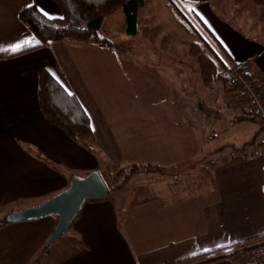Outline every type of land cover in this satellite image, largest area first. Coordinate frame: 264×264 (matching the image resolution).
Instances as JSON below:
<instances>
[{
    "label": "crops",
    "instance_id": "0c3cea01",
    "mask_svg": "<svg viewBox=\"0 0 264 264\" xmlns=\"http://www.w3.org/2000/svg\"><path fill=\"white\" fill-rule=\"evenodd\" d=\"M150 1L158 11L166 2ZM186 1L193 4L198 24L214 36L212 44L226 64L245 66L264 92V15L246 0L233 1L240 8L230 24L212 12L208 0ZM31 6L60 17L48 0H0V207L38 206L65 191L73 176L97 172L105 180L99 167L109 159L170 171L188 165L181 179L131 177L106 199L85 203L69 227L73 237L67 246L45 248L43 264H200L207 261L206 254L223 249L228 251L211 259L229 257L210 264H243L241 249L264 239V150L249 156L239 152L236 148L246 143L215 128L257 123L239 120L252 115L233 85L229 82L225 95L224 86L214 83L218 102L232 111L226 119L218 106L210 108L207 89L213 86L205 87L196 62L189 66L171 54L127 59L129 48L113 43L100 47L92 40L67 39L40 48L19 19L21 10ZM156 13L146 16L137 39L158 27L161 17ZM171 19L175 30L169 31L162 20L161 31L179 36V25ZM18 43L19 51L9 50ZM189 69L194 79L188 84ZM41 70L78 100L89 118L91 145L74 143L43 117L37 94ZM218 136L224 138L221 150L226 148L229 155L199 176H189V161L204 150L207 156L214 154L218 149L210 143ZM50 219L37 235L36 221L11 226L27 235L19 240L20 250H38L55 227L56 219ZM27 243L36 246L30 250Z\"/></svg>",
    "mask_w": 264,
    "mask_h": 264
},
{
    "label": "trees",
    "instance_id": "16d2710c",
    "mask_svg": "<svg viewBox=\"0 0 264 264\" xmlns=\"http://www.w3.org/2000/svg\"><path fill=\"white\" fill-rule=\"evenodd\" d=\"M48 1L58 8L60 12L59 18L49 19L34 6L26 7L19 13L20 21L39 42L40 48L67 39L77 42L92 40L100 47L110 48L113 45L112 42L98 36V32L104 20L118 11H122L126 35L130 37L136 36L138 10L143 7L145 3L144 0ZM165 1L169 10L175 15L179 27L195 40L193 43L189 44L188 53L197 64L198 72L205 87H211L216 82H222L224 84L230 82L234 90L238 92L228 73V65L235 67L244 78L260 84L254 76L246 71L245 66L226 64L212 44L214 36L204 25L199 24L203 31V33H200L181 11H179L174 0ZM239 1L240 0H234L235 3ZM248 1L256 7H261L264 12V0ZM37 94L41 114L51 125L61 131L74 143L86 145L87 143H91L93 136L86 112L83 110L78 100L73 95L66 92L62 86L44 70L39 72ZM238 94L241 96L242 100L246 102L244 96L240 92H238ZM245 119L257 120L254 116H244L239 120ZM256 122L261 125L258 120ZM148 167L150 166L148 165ZM132 168L134 170L137 169L135 166ZM132 171L133 170H131V172ZM115 178L117 179L119 176ZM103 181L104 183L106 182L105 180ZM126 181L127 179H122V182L115 185V180H113L111 183L112 185L107 186L106 183L105 185L108 191H113L122 187ZM2 222L3 221L0 223ZM222 251L226 252L228 250L223 249L206 254L204 258H207V261L200 264H210L222 259H227L229 256H221L216 260L211 259L215 255L222 254ZM196 258V260L199 259L198 257ZM189 261L190 260H187L176 264L189 263Z\"/></svg>",
    "mask_w": 264,
    "mask_h": 264
},
{
    "label": "rangeland",
    "instance_id": "374dc122",
    "mask_svg": "<svg viewBox=\"0 0 264 264\" xmlns=\"http://www.w3.org/2000/svg\"><path fill=\"white\" fill-rule=\"evenodd\" d=\"M145 5L141 7L138 10V27L137 29H140L144 27L146 16L152 15L153 12H157L156 14L160 15L161 21L164 22L163 25L169 29V31L175 30V22L171 19L176 21L175 15L169 10V7L167 3H163L161 6V10H156L155 6H153V3L150 0H144ZM165 1V0H163ZM175 4L179 8V11L199 30V32L203 33V31L200 28V25L198 24V20L196 19V15L192 11L193 4H189V1L186 0H174ZM234 0H208V4L211 7L212 12L220 19H224L228 21L230 24H234V16L237 15L238 9L240 8V5L236 7V5L233 2ZM247 4H249L248 0H246ZM167 7V8H166ZM256 10H258L262 15H264L263 9L261 7H255ZM171 14H169V13ZM116 17L113 20V22L105 21L101 27V29L98 32V36L104 39H107L111 41L115 46H118L119 48H122V50H125L126 47L129 48L127 51V59L130 58H138V56H145L155 59H160L163 56H170L172 55L173 58H178L180 62L185 63V61L189 62V66H193L195 60L189 56L188 49L189 44L193 43L195 40L193 37L189 36L186 32L185 35L180 37V34H183V30L178 27V33L179 36L173 35V37L166 34L165 30L161 31L162 23L159 21L158 27L156 29H153L149 32V35L147 37H140L137 39L136 36L130 37L127 36L125 33V26L123 25V13L122 11H118L114 14ZM171 16V17H170ZM129 39L128 42L125 43V39ZM211 42V41H210ZM164 48V49H163ZM161 49V50H159ZM158 50V52H157ZM164 50L167 52L169 50V53L165 55ZM129 55V56H128ZM187 65V64H186ZM195 65V64H194ZM192 76L194 74L191 73V70L189 69L188 74V84L189 82L194 79ZM154 82V79H153ZM134 83V81H133ZM143 81L139 80L137 82L138 86H142ZM148 84V82H146ZM152 84V83H151ZM213 86V87H212ZM211 87L212 89H207L208 99L210 108L213 109L214 107L218 108V111H221L224 118H228L230 108L228 106L224 107L222 106V103L218 102V93L216 89V85L213 84ZM217 86H224L225 88V95L229 93V83L223 84L222 82L218 83ZM192 87V85H191ZM207 87V88H211ZM156 88V87H155ZM197 92L201 90V87H194ZM159 92L158 87L154 89ZM203 90V89H202ZM222 92L219 93V100L221 99ZM218 102V103H217ZM217 103V104H216ZM217 117L219 114H216ZM223 118V117H222ZM260 125V124H259ZM258 123H253V126H247V127H240V129L234 128L231 129L226 125V129L223 127H215L216 129H220V131H223V135H225L227 138L232 137L234 134L235 138L240 139L241 142H245L246 145L240 146L239 148H236L237 151L242 152L246 155H251V153H261L264 150V132L260 125L259 127ZM195 127L198 129V125ZM197 133H199V137H202L200 134V127L197 130ZM252 133H255L253 135ZM222 137L218 136L217 140H211V145H213V149H218L214 154H210L209 156L206 155V151L204 150L198 158H195V161H189V176L194 174V176H199V173L203 172L204 170L208 169V167H212V162L216 160H220L224 155H229V151L226 148L224 150H221L223 148L222 142H224V138L220 140ZM88 145H91L92 143H87ZM226 145V144H225ZM224 153V154H220ZM136 167L137 169L134 170L132 167ZM186 165H177L175 166V170H165L157 167H148V165H132V164H117L114 163L112 159H109L107 162L102 163L99 167V171L104 175L105 183L107 186L112 185L111 183L113 180H115V185L117 183L122 182V179H127V181L132 177L134 181L146 179V178H159L161 176H171L173 175L176 178H183L188 173ZM214 166V165H213ZM131 170H133L131 172ZM120 173V174H119ZM119 178H115L118 177ZM136 176V177H135ZM126 181V182H127ZM125 182V183H126ZM124 183V184H125ZM193 186V185H192ZM191 185L189 187L193 188ZM136 188L135 186L133 187ZM200 189V187L198 188ZM21 205L15 204L6 206V207H0V222L4 220L5 216L9 213H12L13 211L20 210ZM26 210V209H25ZM23 211V210H20ZM52 217L43 218L36 221V226L34 235L39 234V232L42 230L41 226L45 225L46 222H49V220ZM2 219V220H1ZM34 222V221H33ZM18 223L15 224H7V227H4L0 230V264H43L46 258V251L45 249V242L46 240L40 245L37 246L38 250L36 251H24L20 250L21 242L20 239H25L24 237H27L26 234H22L20 232H14L13 227L11 226H18ZM9 225V226H8ZM19 230V229H16ZM25 233V232H23ZM72 231L69 228L67 233L56 240L54 243L49 245L47 250H54L56 247L62 246V244L66 247L67 242L71 240L72 238ZM11 240V241H10ZM15 241V242H14ZM33 243H27L25 246L28 247L30 250L34 249L36 245H32ZM24 245V244H23ZM25 246H22L23 249ZM41 247V248H40ZM36 248V249H37ZM40 248V249H39ZM49 250V251H50ZM33 254V255H31ZM30 257V258H29ZM29 258V259H27Z\"/></svg>",
    "mask_w": 264,
    "mask_h": 264
},
{
    "label": "water",
    "instance_id": "95a60500",
    "mask_svg": "<svg viewBox=\"0 0 264 264\" xmlns=\"http://www.w3.org/2000/svg\"><path fill=\"white\" fill-rule=\"evenodd\" d=\"M108 194L109 191L97 172H93L85 178L73 176L65 191L38 206L9 213L0 226L33 222L47 217L55 218V227L45 242V248H47L67 233L85 203L102 201L108 197Z\"/></svg>",
    "mask_w": 264,
    "mask_h": 264
},
{
    "label": "built area",
    "instance_id": "2783aa9c",
    "mask_svg": "<svg viewBox=\"0 0 264 264\" xmlns=\"http://www.w3.org/2000/svg\"><path fill=\"white\" fill-rule=\"evenodd\" d=\"M227 67L236 90L244 96L252 116L261 123L264 131V92L261 85L244 78L235 67L231 65ZM239 256L243 264H264V239L245 245Z\"/></svg>",
    "mask_w": 264,
    "mask_h": 264
},
{
    "label": "snow or ice",
    "instance_id": "6c2138e0",
    "mask_svg": "<svg viewBox=\"0 0 264 264\" xmlns=\"http://www.w3.org/2000/svg\"><path fill=\"white\" fill-rule=\"evenodd\" d=\"M40 11H42L45 16H48L49 19H52V17L49 15L48 12L44 11L43 9H40ZM26 43H27V41H26ZM37 43H39V42L37 41ZM21 47H22V45L18 43V44L11 45L9 50L19 51Z\"/></svg>",
    "mask_w": 264,
    "mask_h": 264
}]
</instances>
